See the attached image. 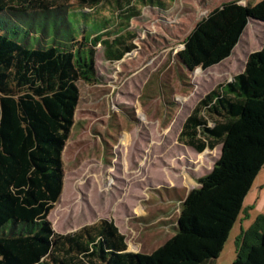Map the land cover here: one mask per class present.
<instances>
[{"label": "trees", "instance_id": "obj_1", "mask_svg": "<svg viewBox=\"0 0 264 264\" xmlns=\"http://www.w3.org/2000/svg\"><path fill=\"white\" fill-rule=\"evenodd\" d=\"M76 1L75 8L68 0H0V264H206L217 259L264 167V42L232 80L201 97L183 123L180 142L200 153L217 148L220 153L183 198L174 234L150 253L129 251L126 235L112 219L60 234L49 216L64 190L63 152L79 106L78 81L99 77L95 47L101 43L107 59L120 60L131 47L121 35L111 37L144 6L166 4ZM99 8L119 21L110 25ZM79 11L90 18L74 35L70 19H78ZM18 16L44 19L46 33L37 47L4 30L2 18ZM251 20L264 23V0L223 1L195 24L180 58L188 70L220 64ZM232 264H264L263 213L240 234Z\"/></svg>", "mask_w": 264, "mask_h": 264}, {"label": "rangeland", "instance_id": "obj_2", "mask_svg": "<svg viewBox=\"0 0 264 264\" xmlns=\"http://www.w3.org/2000/svg\"><path fill=\"white\" fill-rule=\"evenodd\" d=\"M223 1L146 5L125 28L119 24L122 33L111 37L121 35L131 47L120 60L107 59L101 43L95 47L99 77L92 83L78 81L79 106L63 152L64 190L49 216L56 233L70 234L109 218L126 235L128 250L140 253L155 251L172 237L183 198L220 153L219 148L200 153L180 142L183 123L200 98L240 73L248 55L264 42V23L253 20L222 63L188 70L179 56L185 38ZM68 2L77 7L76 0ZM98 10L110 25L119 21L110 10ZM77 16L70 19L74 35L82 33L90 18L84 11ZM2 19L4 30L17 32L18 40L31 47L46 33L44 19ZM259 181L264 182V168ZM257 193H250L247 204ZM240 225L234 226L219 257L206 264H232Z\"/></svg>", "mask_w": 264, "mask_h": 264}, {"label": "crops", "instance_id": "obj_3", "mask_svg": "<svg viewBox=\"0 0 264 264\" xmlns=\"http://www.w3.org/2000/svg\"><path fill=\"white\" fill-rule=\"evenodd\" d=\"M239 2L242 3V4H247V3L248 4H251V3L248 2V0H239ZM256 2L257 1H255L254 3H256ZM263 168H261V170ZM261 170H260L258 176L256 177L255 181L253 182L252 188H251L248 196L245 197V201H244V205H243V210L240 211L239 217H238L237 222L235 224V225H237L238 222L241 224L240 225V230H239V232H238V234L236 236L237 237L236 238V249H235L236 252H237V239H239V236L242 233V231L245 230L249 225H251L254 222L255 218L259 214H262V213L264 214V203H263V198H264V182L259 181L260 180ZM254 190H257L258 191L257 197H255V199L253 201H251L249 204H247V198L249 197L250 193L252 191H254ZM234 226H233V228H234ZM233 228L231 230V233L233 231ZM231 233H230V236H231ZM229 239H230V237H229ZM224 248H225V246H224ZM138 251H134V252H138Z\"/></svg>", "mask_w": 264, "mask_h": 264}, {"label": "water", "instance_id": "obj_4", "mask_svg": "<svg viewBox=\"0 0 264 264\" xmlns=\"http://www.w3.org/2000/svg\"><path fill=\"white\" fill-rule=\"evenodd\" d=\"M251 21H253V20H251ZM251 21H250V22H251ZM181 60H182V59H181ZM182 61H183V60H182ZM183 63H184V62H183Z\"/></svg>", "mask_w": 264, "mask_h": 264}]
</instances>
